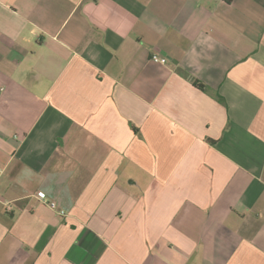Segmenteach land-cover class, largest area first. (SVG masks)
<instances>
[{"label":"crops","instance_id":"0c3cea01","mask_svg":"<svg viewBox=\"0 0 264 264\" xmlns=\"http://www.w3.org/2000/svg\"><path fill=\"white\" fill-rule=\"evenodd\" d=\"M0 168V264H264V0H0Z\"/></svg>","mask_w":264,"mask_h":264},{"label":"built area","instance_id":"2783aa9c","mask_svg":"<svg viewBox=\"0 0 264 264\" xmlns=\"http://www.w3.org/2000/svg\"><path fill=\"white\" fill-rule=\"evenodd\" d=\"M152 60L154 62L163 64V65H166L168 63V59L166 57H159L157 54H154L152 56ZM0 171H1V168H0ZM37 197L40 201H42L44 204L48 205L51 209H56L57 204L53 201H50L45 192H43V191L39 192ZM62 214H64V213L62 212Z\"/></svg>","mask_w":264,"mask_h":264},{"label":"trees","instance_id":"16d2710c","mask_svg":"<svg viewBox=\"0 0 264 264\" xmlns=\"http://www.w3.org/2000/svg\"><path fill=\"white\" fill-rule=\"evenodd\" d=\"M195 85H196L198 88H200L201 90H205V86H204L203 84L198 83V82H195ZM219 100L224 102L223 98H221V97L219 98Z\"/></svg>","mask_w":264,"mask_h":264}]
</instances>
